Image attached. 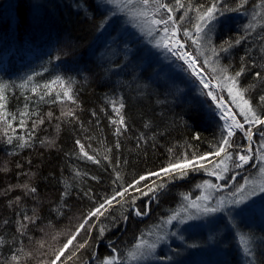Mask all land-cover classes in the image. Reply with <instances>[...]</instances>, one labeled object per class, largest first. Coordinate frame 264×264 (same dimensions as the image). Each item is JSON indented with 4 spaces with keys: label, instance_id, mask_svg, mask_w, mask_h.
I'll return each mask as SVG.
<instances>
[{
    "label": "trees",
    "instance_id": "trees-1",
    "mask_svg": "<svg viewBox=\"0 0 264 264\" xmlns=\"http://www.w3.org/2000/svg\"><path fill=\"white\" fill-rule=\"evenodd\" d=\"M165 2L175 5V0ZM183 2L187 6L188 0ZM211 2L191 0L193 8L201 4L207 7ZM258 3L259 0H251L239 12H226L221 17L228 19L227 22L217 23L216 30L210 34L211 46L219 49L223 41L245 35L246 23L257 25L255 30H248L249 34L239 45L227 53L219 52L220 64L230 65L231 74L242 66L246 68L239 85L250 89L247 95L254 105L259 96L264 95V81L254 75L264 72V19L259 16L256 21L251 19L254 12L264 13V9L254 7ZM236 6L237 0H221L219 5L221 8ZM184 11L178 10L174 16L178 18ZM233 15L241 19L229 22ZM194 16L195 12L189 11L183 27L190 28L189 18ZM121 23L120 17L111 16L110 10L99 0H0V59L6 70L17 69L22 58L29 56L40 64L26 76L0 71V84L7 86L5 104L12 124V128H6L0 122V264H14L10 259L13 254L20 256L19 264H50L55 253L52 259H47L44 249L56 245L57 238H52L56 230L70 227L77 217H85L106 197L122 190L121 185L127 186L141 175L156 172L184 156L191 158L193 153L214 151L212 145L219 142L222 126L209 98L201 95L204 88L176 58L185 73L168 74L166 67L152 65L151 51L142 52L138 40L127 36L126 30H119ZM112 36L116 37L113 45L105 44V39ZM39 45L45 48L41 50ZM190 45L191 41H187L186 48L194 53ZM198 59L202 65L203 60ZM30 76L32 79L28 80ZM57 76L65 82L75 79L71 88L77 104L40 101L39 96L46 91L43 85ZM25 81L26 85L21 87ZM34 86L36 92L32 91ZM57 92L62 94L56 84L45 100H55ZM114 102L115 107L120 103L124 105L121 114L126 128L121 129L119 135L117 125L112 122L118 119ZM69 110L74 111V116L62 115ZM23 111L38 115L21 117ZM11 115L16 119L11 120ZM21 119L25 121L24 127H20ZM41 119L43 123H39ZM237 119L243 120L239 114ZM33 121L37 122L35 128ZM7 136L13 137L11 144L7 143ZM16 136H23L30 146L17 147L20 141ZM236 136H239L236 146H243L242 133ZM259 138L256 132L253 150ZM78 140L97 162L81 155ZM248 168L250 165L242 171ZM203 174V170H190L185 178L168 182L166 188L157 193V199H151V193L141 196L136 207L147 212L142 217L136 216L127 205L122 209L115 204L106 216L93 221L96 226L91 233H83L88 244L67 260V264H99L106 257L122 256L143 230L175 211L184 195H194L193 184L198 185ZM155 179L151 177L141 182V189L146 191L144 186L151 185ZM228 179L230 174L226 175L224 183ZM161 180L168 178L162 175L156 182ZM24 184L35 188V193L26 194L21 187ZM65 191L68 194L62 195ZM137 195L139 193L129 189L128 199ZM34 213L38 217L35 223L23 220L25 214L33 216ZM122 214L127 215L126 221L120 219ZM113 218H116L115 226ZM250 218L248 222L252 227H241L240 223L228 226L214 239L216 247L222 250L221 256L219 249L212 252L211 246L207 249L200 239L197 247L181 248L179 253L184 254L173 257L187 261L200 254V264L203 261L264 264V248L258 241L257 246L253 244L252 257L232 249L230 237L239 230L254 239L258 235L264 237V221L257 214ZM17 221L28 223L24 235L17 232ZM102 225L108 227L101 237ZM61 238L60 245L63 244ZM19 249L22 251H17ZM219 257L225 261L218 263Z\"/></svg>",
    "mask_w": 264,
    "mask_h": 264
},
{
    "label": "snow or ice",
    "instance_id": "snow-or-ice-1",
    "mask_svg": "<svg viewBox=\"0 0 264 264\" xmlns=\"http://www.w3.org/2000/svg\"><path fill=\"white\" fill-rule=\"evenodd\" d=\"M105 2L113 5L119 11L127 10V14L134 19L143 18V23L147 27V35L151 36L154 32L161 34L159 38L156 39L154 47L165 49L187 65L185 71H190L191 76L195 77L200 85H203L204 89H207L206 92L202 91L201 95H206L212 101L216 109L219 110L220 119L224 121V123L219 142L212 145L214 151L201 155L193 153L191 158L184 156L181 159L175 160V162H169L167 167L161 168L156 172H149L146 175H141L133 183L127 186L121 185L122 190L116 191L110 197H106L102 203H99L94 209L87 213L82 222L77 226L76 231L70 235L63 246L55 252V258L50 261V264H57L58 261H61V258L65 257L70 247L74 246L76 251H78L88 244L87 240L83 243H78L77 238L82 231L91 233L92 229L96 226V223L93 222V218L98 222L101 217L106 216L115 204H119L122 209L127 205L128 209L134 210V214L138 217L147 215L146 211H142L136 207V201L141 196H149L150 193L152 194L151 199H157V193L164 190L168 182L185 178L190 170H203L207 175L215 176L216 180H224L225 174L230 171V166L239 169L244 168L246 165H250L253 169H258V176L245 178L244 183L236 187V190L231 193L230 198L225 200V198L220 197L217 198L214 203L210 202L213 199L212 191H219L221 186L212 183L210 180H205L203 182L204 192L202 195L196 197L194 201H190L185 209V211H187L188 208H194L195 214H188L181 217L179 213H174L164 221L166 225L172 224L173 221H177L179 224H185L188 220H199L202 217H211L217 213L225 212L226 208L240 210L249 203L253 197L264 194V95L259 96L258 103L254 105L251 98L247 95L250 89L242 88L239 85V78L246 71V68L242 66L239 71L231 74L229 72L230 65L222 66L219 61V52L227 53L231 48L239 45L249 34L248 30H255L257 25L251 22L246 23L244 25L245 35L238 36L235 40L229 39L223 41L219 49L211 46L212 38L210 35L216 30L219 17L223 16L226 12H239L245 7L248 0H237V6L235 8L219 7L221 0H212L207 7L201 4L198 8L192 7L191 0H188L187 6L183 0H175L174 6L165 2V0H105ZM254 7L264 9V0H259V3L254 5ZM181 9L185 10L183 15L178 18L175 17L174 13ZM189 11H194L195 16L189 18L192 21L190 28L183 27L182 22L188 17ZM258 16L264 19V13L257 11L252 14V21H256ZM101 27H103V25H101ZM181 32L183 39H181ZM187 41H191L189 47L194 49V53L186 50L185 44ZM205 52H209L211 55H205ZM199 57H204L202 65L198 59ZM213 57H216V59H213ZM243 59L244 58L241 57L242 61ZM205 72L208 73L207 76ZM254 75L257 80L264 81V72H256ZM31 79V76L28 77V80ZM213 81H215V83H213ZM26 83L27 81H25V84H22L21 87H24ZM71 83V80L65 82L62 77L57 76L50 83L43 85L46 91L39 96L40 101L45 103L71 102L72 104H77V100L71 88ZM56 84L62 89V94L61 92H57L55 100L46 101L45 97L51 95L52 86ZM6 87V85L0 84V122H2L6 128H12V124L8 118L10 114L6 111V97L4 94ZM213 89H215V91H213ZM32 91L36 92L37 87L34 86ZM223 91L227 92V100L231 101V104L235 108V112L233 107H230L225 102V97L223 95H218V93ZM123 107V103H120L119 107H115L114 102V111L118 119L112 122L117 125V135L120 134L121 129L126 128L125 117L121 114V109ZM236 112L243 118L242 121L237 119ZM30 115L38 114L36 112H20L21 117ZM62 115L74 116V111L69 110L66 113H62ZM48 116L51 117L52 113H48ZM15 119L16 116L11 115V120ZM39 123H43V120L41 119ZM33 125L35 128L37 122L33 121ZM24 126L25 121L21 119L20 127ZM14 131L15 129H13V132ZM237 132L243 133V136L250 143L247 148L243 149V154L237 151L234 155L229 149L234 147L235 142L233 137L237 135ZM256 132L259 133L261 140L258 148L253 150L251 142H253V136ZM5 135H7L6 132ZM29 136H31V133H29ZM195 138L199 139V136ZM15 139L20 141L17 145L19 148L30 146L23 136H16ZM12 142L13 137L7 136V143L11 144ZM41 143L45 142L42 141ZM76 143L80 148L82 156L86 157L88 160L97 162L92 155H89V153L85 151V146L81 144L79 140ZM169 151H171V149ZM206 165H211V167H206ZM6 170L7 169H5V171ZM162 175L167 177L168 180H161L160 183L152 180L151 185L144 186L147 189L146 191L141 189V182L147 181L151 177L160 179ZM232 179H235V176H233ZM21 187L26 190V194L28 192L35 193L36 191L35 188H30L28 184H24ZM129 189H133L135 192L139 193V195L131 196V198L128 199ZM67 194V191H65L62 195ZM19 199V197L16 198L17 201H19ZM184 199L188 200L189 197L185 195ZM128 209H125V211ZM226 215L231 217V211L227 212ZM37 219L38 217L35 213L33 216H28L27 214L23 216V220L28 223H35ZM115 219L116 218H113V226H115ZM120 219L126 221L128 217L122 214ZM5 223H7V221H5ZM17 223L19 225L17 227V232L24 235L28 228V223H22L21 221H17ZM107 227L108 226L104 225L100 227L101 237ZM166 234L167 233H165V235ZM172 235L175 236L176 233H172ZM163 239L164 236H158L154 242L141 239L134 245L135 251L128 253L129 259L138 260L150 256L151 253L155 251L157 244ZM180 239L183 240V237L181 236ZM0 243H2V241H0ZM240 244L243 248L244 255L246 257H252L251 237L241 235ZM188 247H196V245L192 244L188 245ZM145 249L147 251H144ZM17 251H22V249ZM115 251L116 249L113 248V252ZM75 254L76 252L73 251L72 255L67 256V259L62 261L61 264H67V260L72 259ZM10 259L14 264H19L20 256L13 254ZM165 259L171 260L172 257H165ZM102 264H121V262L117 256L113 255L111 257H106L102 261ZM249 264H251V261Z\"/></svg>",
    "mask_w": 264,
    "mask_h": 264
},
{
    "label": "rangeland",
    "instance_id": "rangeland-1",
    "mask_svg": "<svg viewBox=\"0 0 264 264\" xmlns=\"http://www.w3.org/2000/svg\"><path fill=\"white\" fill-rule=\"evenodd\" d=\"M103 1L104 5L107 6V8L110 10L111 16L116 15L117 17H120L122 23L121 27H119V30L123 32L126 30L129 32V34H126L127 36L130 35L132 37L131 39H136L139 41V47L142 48V52H150L151 55V62L152 65H154L156 68L158 66L166 67L168 69V74L175 73L178 74L181 71H184L180 65L179 62L177 61L178 59L173 56L170 52H167L163 48H156L154 47L156 39L159 38L160 33H153V35L149 36L147 35V27L143 23V18H132L127 14V10L125 11H119L116 9L113 5L107 4L105 0H99ZM227 1V0H223ZM251 1V0H248ZM115 13V14H113ZM241 14V13H239ZM242 15V14H241ZM243 16V15H242ZM244 18V17H243ZM241 19V16L238 17V15H233V20L229 21H239ZM228 19L224 17H219V20L217 23L224 22ZM227 22V21H226ZM143 29V30H142ZM125 36V37H127ZM133 39V40H134ZM129 40V39H128ZM112 41H115V37H109L107 40L106 44H110ZM41 43V42H40ZM40 46V45H39ZM45 48L44 46H40V49L42 50ZM186 48V44H185ZM186 50H188L186 48ZM190 51V50H188ZM192 52V51H190ZM205 55H211L209 52H205ZM177 60H176V59ZM203 60L204 57H201ZM181 61V60H179ZM183 64L184 62L181 61ZM3 61L0 59V71L3 73L10 72L11 75L15 76H26L27 74L34 72V69H37L39 67V63L32 58V56L22 58L20 66L17 67L15 70H9L5 68V64L3 65ZM37 64V66H36ZM185 68L187 69V65L184 64ZM36 71V70H35ZM190 74L191 72L188 71ZM185 73V71H184ZM26 74V75H25ZM179 75V74H178ZM205 75L207 76L208 74L205 72ZM195 78V77H194ZM75 79H72L71 82L73 83ZM198 81V80H197ZM199 82V81H198ZM215 83V81H213ZM200 84V83H199ZM58 85V84H57ZM59 86V85H58ZM203 87V85H201ZM60 87V86H59ZM206 92L207 89H204ZM215 91V89H213ZM218 95H223L225 97V102L230 106L233 107V110L235 112L234 106L231 104V101L227 100V92L223 91L218 93ZM210 100V99H209ZM212 106H213V112L216 114L218 117L221 126H223L224 121L220 119V113L219 110L216 109L215 105L212 103L210 100ZM236 116L238 118V112H236ZM247 127V126H246ZM239 132H237L238 134ZM226 134V133H225ZM255 135V134H254ZM243 136V133H242ZM239 136L233 137V140L235 142L234 147L229 149V151H240L243 154V149L247 148L249 146V141L243 136L244 139V145L243 146H236V143L238 141ZM261 140V137L259 138V142ZM256 148H258L259 143L255 144ZM254 143L251 142V147L253 148ZM235 152V153H236ZM235 153H233L235 155ZM206 167H211V165H206ZM251 167V166H250ZM238 168H232L230 166V171L225 174V177L227 174H230V179L227 180H216L215 176H208L207 173L203 174L202 179L198 181V185L193 184L192 190L194 191V195L191 196V194H188L187 196L189 197L188 200L184 199V196L182 197L181 203L178 205L177 209L173 211L170 215L166 216L162 220L158 221V223L154 226H149L148 229H145L138 235L132 246L128 248V250L122 255V256H117L118 259L120 260L121 264H200V254L195 255L193 258L185 261V260H176V258H179L177 255L181 254L183 255L184 253H179V250L181 248L187 247L188 245L195 244L196 247L198 245V240H202L204 242L203 245L207 246V249L211 246L212 252L218 251L219 247L217 248L214 239L219 238L220 235L223 233V229L228 226H233L235 224L240 223L241 227H246V226H253L251 225L248 221L251 219L250 216L252 214H257L261 220L264 221V194L257 195L256 197H253L252 200L247 203L245 206H243L242 209L237 210L235 208H226L225 212L222 213H217L214 216L211 217H202L199 220H188L185 224H179L177 221H173L172 224L166 225L164 224V221L174 213H179L181 217L186 216L188 214H195V209L194 208H188L187 211H185L187 204L190 201H194L196 197L202 195L204 192V187H203V182L205 180H210L214 184H218L221 186L219 191H212V203L215 202L217 198L223 197L225 200L230 198L231 193L236 190V187H238L240 184L244 183L245 178H253L258 176V169H253L252 167L247 169V171H242L245 169L244 168H239L241 171H236ZM243 174V175H242ZM235 176V179H232V177ZM215 178V181L213 178ZM157 179H155L156 181ZM200 186V187H198ZM231 211L232 216L229 217L226 215L227 212ZM84 218V217H83ZM83 218L77 217V219H74V222L70 224V227L64 228L62 230H56L52 236V238L56 237V245H50L47 246V248L44 249V254L47 259H52V256L54 253L63 246V244L67 241L70 235H72L75 231L79 223L82 222ZM95 218H93V221ZM243 222V223H241ZM246 224V225H245ZM221 225V226H220ZM223 225V227H222ZM240 231V230H239ZM233 233V237H230L232 240V249H237L241 252L243 255V248L240 244V236L245 235L244 233L240 232ZM85 231H82L80 235L77 238L78 243H83L82 241L85 240V234L83 235ZM87 233V232H86ZM165 233H167L165 235ZM172 233H176L175 236L172 235ZM143 234V235H142ZM249 234V233H248ZM62 236V238H61ZM158 236H164V239L160 241L157 244V247L154 252L151 253L150 256H147L146 258L138 259V260H131L128 257V253L131 251H135L134 245H136L141 239H145L149 242H154L156 241ZM183 237V240L180 239V237ZM257 236V235H256ZM251 237V236H249ZM257 237H260L259 235ZM254 239V237H251L252 239V249L253 247L257 246V242H259V245L264 244V237H260ZM62 239V245L61 240ZM216 240V239H215ZM255 246H254V245ZM45 246V245H44ZM195 248V247H192ZM214 248L216 250H214ZM200 250V248H198ZM80 250V249H79ZM76 251L75 247H70V249L66 252L65 255L69 256L70 254L72 255V252ZM144 251H147L146 249ZM253 251V250H252ZM220 256L223 254L221 253L222 250L219 249ZM70 255V256H71ZM175 255V257H173ZM67 256H65V260L67 259ZM244 256V255H243ZM165 257H172L173 259H165ZM202 258V257H201ZM221 261H225V258L219 257L218 263H221ZM48 262V261H46ZM102 264V261L99 263ZM202 264H209L208 261H203ZM246 264V263H245Z\"/></svg>",
    "mask_w": 264,
    "mask_h": 264
},
{
    "label": "bare ground",
    "instance_id": "bare-ground-1",
    "mask_svg": "<svg viewBox=\"0 0 264 264\" xmlns=\"http://www.w3.org/2000/svg\"><path fill=\"white\" fill-rule=\"evenodd\" d=\"M32 1H33V0H32ZM34 1H42V0H34ZM76 1H79V0H76ZM96 1H98V0H96ZM165 1H166V0H165ZM108 38H109V37H108ZM108 38L105 39L106 43H107ZM115 39H116V37H115ZM113 42H114V41H112L109 45H113ZM106 43H105V44H106ZM107 45H108V44H107ZM140 217H142V216H140ZM260 247H261V248H264V244L261 245Z\"/></svg>",
    "mask_w": 264,
    "mask_h": 264
}]
</instances>
